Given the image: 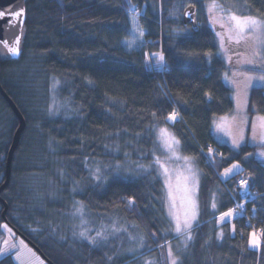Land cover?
<instances>
[{
    "label": "trees",
    "instance_id": "trees-1",
    "mask_svg": "<svg viewBox=\"0 0 264 264\" xmlns=\"http://www.w3.org/2000/svg\"><path fill=\"white\" fill-rule=\"evenodd\" d=\"M209 1L26 2L19 57L10 58L0 45V83L26 122L10 182L0 193L8 206L4 218L0 203V230L8 224L54 264H137L159 255L179 238L160 231L168 221L163 177L154 161L160 147L157 130L165 127L202 172L200 220L178 264H264V161L256 157L259 147L249 142L254 119L264 116V87L250 91L240 149L219 141L212 122L231 115L235 104L232 88L223 81L227 65L204 16ZM234 3L238 15L264 20V0ZM191 5L198 9L197 28L183 21ZM133 18H139L144 42L129 48ZM155 54L163 55L164 67L156 65ZM53 78L60 81L57 113L50 108ZM172 112L175 121L168 119ZM18 127L0 94V187ZM232 164L240 165L239 174L222 179L221 172ZM97 168L100 180L94 178ZM240 177L249 179L258 194L248 205L256 207L260 250L250 246L254 231L243 219H218L233 207L232 188ZM77 201L88 223L143 230V249L118 258L114 252L125 244L122 236L111 240L104 233L107 239L97 244L81 237L75 221H66L74 216ZM86 235L96 237L90 228ZM107 241L115 242L114 249ZM0 264L16 262L7 256Z\"/></svg>",
    "mask_w": 264,
    "mask_h": 264
},
{
    "label": "rangeland",
    "instance_id": "rangeland-1",
    "mask_svg": "<svg viewBox=\"0 0 264 264\" xmlns=\"http://www.w3.org/2000/svg\"><path fill=\"white\" fill-rule=\"evenodd\" d=\"M214 3L221 5L223 10H221V8H214ZM227 7L231 10H229ZM234 9L236 10V3H234V0H222L221 4L217 0H211L205 5L204 9V16L207 19L209 26L215 32L218 45V54L221 58H223L222 60H224L227 65V78H225L224 76L223 81H225V83L232 88V101H234L235 104V110L234 112H232L231 115L218 117L214 120V122H212L213 134L219 141L229 144L232 148L233 146L231 143V137L227 134V132L230 127H232L233 131H235V127H233V118H235V126L238 127L240 131H242V145L246 139L245 131H247L248 127V114L246 110L248 108L250 91L254 87H264L262 86L264 85V82L253 80L251 82V86L247 89L246 97L244 95L243 85L245 83V76L264 75V43L256 42L251 39L247 41L242 40L240 43L235 42V32L230 33L229 31V29L233 25V22L229 19V11L235 13L234 11H232ZM235 14L238 15L237 13ZM133 22V36L126 43L128 44L129 48H132L137 44H141L142 42H144V32L140 24L139 18H133ZM230 35L233 37V39H229ZM262 40H264V37H262ZM253 50L259 52V55L254 57ZM249 59H252L254 63H247ZM233 80H235L236 84L240 86L239 95L238 88L232 83ZM59 82L60 81L56 78L52 79V100L50 108L53 113H57L58 109H60L58 97L56 94ZM258 117L264 116H257L254 119L249 142L251 145L259 147L256 151V157L264 161V158L258 155V153L264 152V147L261 146L259 121L257 119ZM222 120L224 121L223 129L217 127L218 124H221ZM254 126L256 128L257 133V138L255 141L252 139ZM164 129L167 130L168 136L174 137L176 140H178V138L173 134V132L165 127L159 128L157 130V138L160 146L159 153L157 154V156L160 157L162 162H166L168 168V174L167 176H165L163 174V170L157 164L158 170L160 172L161 177H163L162 179L164 182V209L168 221L167 227L162 228L160 231L163 236L176 235L179 238L175 242L165 245V248L161 249L159 255L156 253L148 255L147 257L142 258L137 264H171L172 259H176L178 264L180 262V258H182L181 256L183 254H188L190 247L194 242V237L193 235H191V233V239H189L188 232H184L182 230L180 233H177L175 231L176 217L180 218L181 223L183 222L184 213L188 208L189 195L185 192L184 179L185 177L189 176V173L187 171L185 161L183 159H177V157L188 156H186L182 152V145H180V142L179 145H174L175 155H173L172 152H168L165 150L164 140L166 136L165 133L162 132V130ZM188 158H190L192 161V167L196 172L197 179L195 194L192 196V199L195 200L197 205V217L196 220L192 222V228L189 230V232H191L200 220V201L198 196L200 194L202 172L195 163L194 159L191 157ZM223 172L224 170L221 172L220 176L222 179L226 180V178L222 175ZM188 187H191L190 182L188 184ZM82 219L83 221H86V223H82ZM228 219L229 218L225 217L224 221ZM73 220L75 221L73 226H75L78 230L80 229L81 231L85 228L87 230L86 232H88L90 228V232L95 231L96 234L97 231L102 230L104 233H106L105 235L111 237V240L113 237L122 236L125 244L118 246V249L114 252L115 255H117L116 257L118 258L135 255L138 253V251L143 249L146 244V238L143 230L134 226L131 228H127L119 224L118 226H116V228H113L112 226H107L103 223L101 226H97L95 225L94 220L88 223L87 219L84 216L83 218H81L79 215H74L73 217L66 219V221H68L70 224L71 222H73ZM224 221L220 220L219 222L223 223ZM5 225L6 224H4L0 230V253H2L0 254V259L7 256H11L16 262V264H47V262L42 258V256H40L34 248L30 247L26 240L20 237V235H18L11 227H9L8 224L6 225L7 227H4ZM256 236L258 237V235ZM99 239L102 238L97 237V240ZM107 244L110 248H113L115 242L107 241ZM117 244L119 245V243ZM169 249L171 250V255L169 254ZM254 249L260 250L261 246L259 248Z\"/></svg>",
    "mask_w": 264,
    "mask_h": 264
},
{
    "label": "snow or ice",
    "instance_id": "snow-or-ice-1",
    "mask_svg": "<svg viewBox=\"0 0 264 264\" xmlns=\"http://www.w3.org/2000/svg\"><path fill=\"white\" fill-rule=\"evenodd\" d=\"M214 8H221V10H223L221 5H218L216 3L213 4ZM25 14V9L20 8L17 11L12 12L11 10H9L7 13L4 11H0V19H3L6 15L8 16V22L9 24L11 23V20L13 18L20 20L22 22V17ZM229 19L230 21L233 22L232 27L229 29L230 33L231 32H235V42L236 43H240L242 40L247 41L249 39L256 41V42H260V43H264V40H262V37H264V20H260L255 16L252 15H236L235 13L229 11ZM229 39H233V37L230 35ZM222 43H223V38H222ZM19 45V39L17 38L14 43L9 46L7 44V41H5V47H7L8 51L12 54V55H19L20 54V49L18 47ZM259 52L253 50V56H258ZM156 56V65L160 66V67H164V57L162 54H155ZM230 59V58H229ZM247 63L252 64L254 63V61L252 59H249L247 61ZM225 78H227V74H225ZM253 80H257V81H261L264 82V75H260V76H252V75H247L245 76V83L243 85V92L244 95L246 97L247 95V89L248 87L251 86V82ZM232 83L234 85H236V87L238 88V95H239V90H240V86L236 84V81L233 80ZM264 86V85H262ZM177 118V113L176 112H172L169 114L168 119L175 121ZM259 121V128H260V140H261V146L264 147V117H258L257 118ZM234 121V125L233 127H235V131H233L232 127L229 128L227 134L231 137V143L234 149H240L241 147V143L243 141V134L242 131L239 130L238 127L235 126V118H233ZM218 128L223 129L224 128V121L222 120L221 124L217 125ZM163 133H165V140H164V148L166 151L168 152H172L173 155H175L174 152V145H179V141L176 140L174 137H170L167 135V130L164 129L162 130ZM257 138V133H256V128L254 126L253 128V137L252 139L255 141ZM214 152V150L209 147L208 148V154H209V158H213L212 157V153ZM258 155L262 158H264V152L258 153ZM177 159H183L185 161L186 167H187V171L189 173V176L185 177V192L188 193V208L184 213V219L183 222L181 223V220L179 217H176V225H175V231L177 233H180L182 230L184 232H188V238L191 239V235L189 230L192 228V222L196 220L197 217V205L194 199H192V196L195 194V189H196V185H197V179H196V172L194 171L193 167H192V161L190 158L188 157H177ZM154 163L158 164L160 166V168L163 170V174L165 176H167L168 174V168L166 165V162H162L160 157H156ZM141 168L143 167V165L140 166ZM119 169H117L118 171ZM241 170L240 165L239 164H232V166L230 168H225L224 172L222 173V175L227 179L229 177H234L235 175L239 174V171ZM100 169L97 168L96 169V173H94V178L96 180H100L101 176L99 175ZM191 184V187H188V184ZM240 185H246L247 184V180H241ZM76 189H73V191H75ZM245 195H251L250 192H247V190H245ZM129 204L134 203V201L129 200L128 201ZM239 206V205H238ZM213 207L215 208V204H213ZM74 208H75V212L73 213V215H79L81 218H83L84 216V205L82 204V202L77 201L74 204ZM243 211H241V213L237 214V215H242ZM234 212L233 210H229L228 212H225L222 214L221 216V220L224 221L225 217L229 218V220L233 217ZM82 223H86V221H83L82 219ZM182 224H183V228H182ZM4 227H7L6 225ZM234 230V228H233ZM86 231H81L79 233V235L85 239H89L91 241V243L93 244H97V238L96 237H100L103 240H106L107 237L104 235V232L101 231H97L96 233V237H90L88 235H86ZM222 235V234H221ZM261 239L258 238L256 236V233L253 232L250 236L249 239V244L251 247L253 248H259L261 245ZM2 254V253H0ZM169 254L171 255V250L169 249ZM171 264H177L176 259H172Z\"/></svg>",
    "mask_w": 264,
    "mask_h": 264
},
{
    "label": "water",
    "instance_id": "water-1",
    "mask_svg": "<svg viewBox=\"0 0 264 264\" xmlns=\"http://www.w3.org/2000/svg\"><path fill=\"white\" fill-rule=\"evenodd\" d=\"M28 0H0V11L8 12L11 10L12 12L19 10L20 8L25 9V14L21 18L22 22L20 20H17L13 18L11 20V23L8 22V16L6 15L3 19H0V45L6 50L10 58H18L19 55H12L7 47H5V41H7V44L11 46L14 41L18 38L19 39V49L21 44V38H22V32L26 20V2ZM183 21L186 25H192L194 28L198 27V9L196 6L191 5L186 8V10L183 13ZM1 82V81H0ZM0 94L5 98V100L9 103L10 107L12 108L13 112L17 116L19 120V127L16 132H14V137L12 141V145L10 147L8 157H7V167H6V181L5 183L0 187V193L1 191L9 184L10 177H11V169H12V159L15 154V151L20 143L21 135L25 131L26 122L25 118L22 115L21 111L18 109L14 101L8 96V94L5 92V90L2 87V84L0 83ZM0 203L3 204L5 207L3 216L4 218L5 213L7 212L8 206L5 203V201L0 196ZM30 247L34 248L36 252L42 256V258L48 263V264H54L52 261H50L41 250H39L33 243L29 242L27 239H25Z\"/></svg>",
    "mask_w": 264,
    "mask_h": 264
},
{
    "label": "built area",
    "instance_id": "built-area-1",
    "mask_svg": "<svg viewBox=\"0 0 264 264\" xmlns=\"http://www.w3.org/2000/svg\"><path fill=\"white\" fill-rule=\"evenodd\" d=\"M134 15L138 14V11H133ZM241 180H247L246 185H240ZM245 190L247 192H250L251 195H245ZM258 194L252 189L250 180L244 177H240L236 180L235 185L232 188V198H233V207L231 210H233L235 218H241L244 220L245 224L250 227H252L253 231L258 235V238L260 236V231L255 230V226L253 224V217L256 215V207L255 206H249L248 204H251L256 198ZM239 205V206H238ZM243 211L242 215H237Z\"/></svg>",
    "mask_w": 264,
    "mask_h": 264
},
{
    "label": "crops",
    "instance_id": "crops-1",
    "mask_svg": "<svg viewBox=\"0 0 264 264\" xmlns=\"http://www.w3.org/2000/svg\"><path fill=\"white\" fill-rule=\"evenodd\" d=\"M221 216H222V215H220V216H219V218H218V219H219V221L221 220V219H220V218H221Z\"/></svg>",
    "mask_w": 264,
    "mask_h": 264
}]
</instances>
